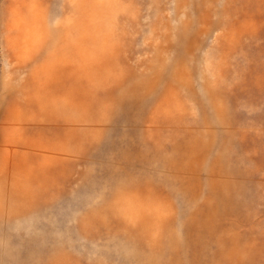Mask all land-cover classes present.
Masks as SVG:
<instances>
[{
	"label": "rangeland",
	"instance_id": "rangeland-1",
	"mask_svg": "<svg viewBox=\"0 0 264 264\" xmlns=\"http://www.w3.org/2000/svg\"><path fill=\"white\" fill-rule=\"evenodd\" d=\"M0 264H264V0H0Z\"/></svg>",
	"mask_w": 264,
	"mask_h": 264
}]
</instances>
